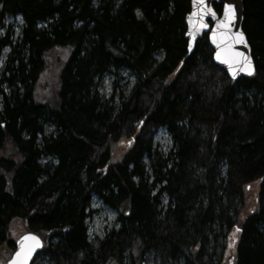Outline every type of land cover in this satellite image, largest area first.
<instances>
[{"label": "trees", "instance_id": "1", "mask_svg": "<svg viewBox=\"0 0 264 264\" xmlns=\"http://www.w3.org/2000/svg\"><path fill=\"white\" fill-rule=\"evenodd\" d=\"M190 8L0 0V249L9 257L17 224L44 242L32 264H264V0H244L255 72L237 79L215 62L207 34L188 52ZM16 17L19 32L8 23ZM52 51L64 57L45 100L36 94ZM160 128L172 140L166 154ZM254 182L257 209L243 215ZM94 196L118 223L95 243Z\"/></svg>", "mask_w": 264, "mask_h": 264}, {"label": "water", "instance_id": "2", "mask_svg": "<svg viewBox=\"0 0 264 264\" xmlns=\"http://www.w3.org/2000/svg\"><path fill=\"white\" fill-rule=\"evenodd\" d=\"M206 6L211 8L215 15H210L202 13L200 11L201 6L196 2V0H191V8L185 17L186 22V37L188 38V52L191 53L196 42L203 37L204 34L208 35L209 43L214 51L215 62L223 68L231 78H238L240 76H250L255 72V63L252 55V49L249 44L248 38L243 30L244 23V0H205ZM231 4L234 8V19H232L230 26L228 28H223L220 26L219 22L225 19V5ZM221 5V12L219 13L215 6ZM201 25H207L206 27H201ZM213 33H216L215 42L213 39ZM236 33H242L244 37V43H233L232 38ZM217 52H221V58L217 59ZM232 52H242L245 56L249 57L253 67L252 74H248L245 71H241L244 67L243 63L237 65L234 63L225 62L229 59ZM233 69L235 70V75H233ZM27 235H34L39 238L40 246L35 247L31 254L27 257L26 264H32L35 256L43 248L42 238L32 231H28L22 234L15 241V251L7 261V264H11L13 260L16 259V253L21 251V240L22 237ZM30 243V242H25Z\"/></svg>", "mask_w": 264, "mask_h": 264}, {"label": "rangeland", "instance_id": "3", "mask_svg": "<svg viewBox=\"0 0 264 264\" xmlns=\"http://www.w3.org/2000/svg\"><path fill=\"white\" fill-rule=\"evenodd\" d=\"M8 23L12 24L15 31L19 32L20 26L22 25V19L20 17L10 18ZM7 51V50H6ZM64 57V52L62 51H52V53L48 56V62L45 67V72L42 74L40 83L38 86V92L36 96L38 98L49 99L53 94V90L57 87L58 73L60 67L62 65V59ZM126 77H128L127 73H124ZM126 77L124 80H127ZM105 91L110 92L112 86L108 80H105L103 84ZM155 143L157 148L163 152L168 153L172 148V140L170 135L164 128H160L157 131L155 136ZM128 142H120L114 148V157L116 159L120 158L128 147ZM259 190V183L254 182L246 187L245 195H246V205L244 208V214L249 213L252 209H257V193ZM22 225H14L13 234L16 237L19 236V232L21 231ZM88 233L90 240L92 242H97L99 238H103L107 232H109L113 228L118 227L117 223V212L105 205L101 199L97 196L92 198V202L90 205V216L87 220ZM8 252L3 248L0 249V260H7L9 257Z\"/></svg>", "mask_w": 264, "mask_h": 264}, {"label": "snow or ice", "instance_id": "4", "mask_svg": "<svg viewBox=\"0 0 264 264\" xmlns=\"http://www.w3.org/2000/svg\"><path fill=\"white\" fill-rule=\"evenodd\" d=\"M196 2L201 6L200 11L202 13L215 15V12L206 6L205 0H196ZM225 19L219 22L220 26L223 28H228L232 19H234V8L231 4L225 5ZM207 25H201V27H206ZM216 33H213V39L215 42ZM233 43H244V37L242 33H236L235 36L232 38ZM216 58H221V52H217ZM225 62L234 63V64H241L243 63L244 67L241 68V71H245L248 74H252L253 67L251 64V60L249 57L245 56L242 52H232L229 56V59ZM233 75H235V70L233 69ZM131 143V141H129ZM239 231V229H237ZM30 242V243H25ZM40 246V240L38 237L34 235H27L22 237L21 240V251L16 253V259L11 262V264H26L27 257L31 254L32 250L35 247Z\"/></svg>", "mask_w": 264, "mask_h": 264}, {"label": "bare ground", "instance_id": "5", "mask_svg": "<svg viewBox=\"0 0 264 264\" xmlns=\"http://www.w3.org/2000/svg\"><path fill=\"white\" fill-rule=\"evenodd\" d=\"M228 74V73H227ZM228 76H229V74H228ZM230 77V76H229ZM240 77H242V76H240ZM231 78V77H230ZM239 78V77H238ZM231 79H234V78H231ZM235 79H237V78H235Z\"/></svg>", "mask_w": 264, "mask_h": 264}]
</instances>
